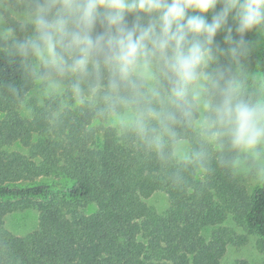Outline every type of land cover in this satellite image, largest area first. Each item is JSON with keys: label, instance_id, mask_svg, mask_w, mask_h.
<instances>
[{"label": "clouds", "instance_id": "clouds-1", "mask_svg": "<svg viewBox=\"0 0 264 264\" xmlns=\"http://www.w3.org/2000/svg\"><path fill=\"white\" fill-rule=\"evenodd\" d=\"M262 40L264 0H0V72L20 73L0 90L53 128L86 111L177 188L215 168L264 182Z\"/></svg>", "mask_w": 264, "mask_h": 264}, {"label": "trees", "instance_id": "trees-1", "mask_svg": "<svg viewBox=\"0 0 264 264\" xmlns=\"http://www.w3.org/2000/svg\"><path fill=\"white\" fill-rule=\"evenodd\" d=\"M250 65L264 79V40ZM11 79H20L15 66L0 72ZM21 110L0 90V264H221L234 237L245 240L235 227L258 235L264 252V182L215 168L177 188L155 159L92 127L86 111L53 128L40 109ZM157 191L169 199L162 214L145 202ZM32 206L33 233L5 228L8 214Z\"/></svg>", "mask_w": 264, "mask_h": 264}, {"label": "rangeland", "instance_id": "rangeland-1", "mask_svg": "<svg viewBox=\"0 0 264 264\" xmlns=\"http://www.w3.org/2000/svg\"><path fill=\"white\" fill-rule=\"evenodd\" d=\"M208 18H211L210 16ZM248 38H253L250 34ZM261 44H258L253 54L255 57H259L261 51ZM252 54V55H253ZM251 59V58H250ZM252 76L259 80V74L255 68V65L249 64ZM24 116L31 114V110L26 107H22L21 110ZM105 125L95 122L92 127L101 129ZM101 136V135H100ZM249 182L252 185L258 186L261 182L254 179L247 171ZM1 199L0 201H2ZM4 201V200H3ZM6 201V200H5ZM145 202L159 214L166 212L169 208V199L166 193L162 191L155 192L152 196L145 200ZM94 210L90 207L86 208V213H91ZM5 228L18 237H25L33 233L39 225V212L32 206L22 210H16L8 214L4 219ZM226 226L233 228L235 225L232 222H228ZM236 233L240 236H244L245 240L242 242L235 238V244H229L228 249L221 260V264H235L238 261H246L248 264H264V252L259 246V236L253 233H249L242 228L235 227Z\"/></svg>", "mask_w": 264, "mask_h": 264}]
</instances>
